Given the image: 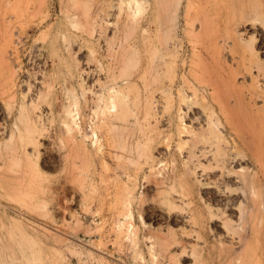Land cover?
Here are the masks:
<instances>
[{"label": "rangeland", "instance_id": "rangeland-1", "mask_svg": "<svg viewBox=\"0 0 264 264\" xmlns=\"http://www.w3.org/2000/svg\"><path fill=\"white\" fill-rule=\"evenodd\" d=\"M0 71V264H264V0H0Z\"/></svg>", "mask_w": 264, "mask_h": 264}, {"label": "bare ground", "instance_id": "bare-ground-1", "mask_svg": "<svg viewBox=\"0 0 264 264\" xmlns=\"http://www.w3.org/2000/svg\"><path fill=\"white\" fill-rule=\"evenodd\" d=\"M4 61V60H3ZM2 68H4V67H2ZM6 69V68H5ZM2 70V69H1ZM1 72V71H0ZM3 72V71H2ZM1 74V73H0ZM0 88L2 87V89H0L1 91V93L4 95V94H8V95H11L13 92H14V85H15V82H14V77H13V75L12 74H10L9 72L8 73H5V74H3V77H2V79L0 80ZM50 85V84H49ZM113 93H114V91H113ZM112 93V95H110L111 93H109V95H110V97H108L109 99L108 100H106L107 101V106H106V108H108V110H111V109H118L119 107H121V105H122V109H123V104H124V107H125V105L127 104V103H124L126 100L125 99H123V97H122V93L121 94H113ZM117 93V92H116ZM182 93V92H181ZM190 93V92H189ZM1 96V95H0ZM183 96L185 97L186 95H184L183 94ZM125 97V96H124ZM99 98V97H98ZM101 98V97H100ZM182 98V97H181ZM188 98H186V100H187ZM101 101L103 100V99H100ZM124 100V102L122 103V101ZM185 99L182 101V103H185L184 101H186ZM106 101H105V103H106ZM119 102L120 103V101H121V103H120V106H118L117 105V103L116 102ZM187 102V101H186ZM181 103V104H182ZM186 104V103H185ZM117 105V106H116ZM127 107V106H126ZM125 107V108H126ZM180 107V106H179ZM182 107V106H181ZM120 108V109H121ZM127 109V108H126ZM107 110V109H106ZM107 110V112H109V113H111V112H113V111H108ZM115 110H114V112H115ZM75 111L74 110H72V109H70V108H67V109H65V111H64V118L61 120L62 122V124H63V127L65 128V132L66 133H68V134H71V133H73V131H74V129H75V125H76V119H75V117H76V114L74 113ZM105 113V112H104ZM103 112H102V114H104ZM116 114V113H115ZM118 114H120V113H117V115ZM124 115H126V113H124ZM116 115H114L113 117H112V119L115 117ZM119 116H117L116 118H118ZM215 117V116H214ZM213 117V118H214ZM116 118H114V120H120V119H116ZM210 118L211 117H208V124H206V131H208V135H209V137L210 138H217V133H216V130H215V128H214V126H213V121H211L210 120ZM115 122V121H114ZM180 124H183V122L181 121V123ZM15 126V125H14ZM62 127V128H63ZM179 127V132H180V128H182V126L180 127V126H178ZM184 127V126H183ZM17 128V127H16ZM30 129V128H29ZM26 130L25 131V134H26V132H27V139L29 138V140L28 141H30L31 142V136H32V130H34V129H30V130ZM76 129H77V127H76ZM202 129V128H201ZM204 129V128H203ZM16 131V130H15ZM35 131V130H34ZM33 131V132H34ZM204 130H202L201 132H203ZM36 132V131H35ZM205 132V131H204ZM21 133V132H20ZM186 134V133H191L193 136L195 135L194 134V132L193 131H190L189 129H188V127H184L183 128V130H181V133H180V135H183V134ZM4 134V133H3ZM12 134V133H11ZM22 134V133H21ZM33 134H35V133H33ZM196 134H197V132H196ZM206 134V135H207ZM13 135V134H12ZM24 135V134H23ZM67 135V134H66ZM207 135V136H208ZM191 136V135H190ZM195 139V138H194ZM208 139V138H207ZM35 140V139H34ZM204 140V139H203ZM204 142H206L207 143V141H204ZM26 143H28V142H26ZM183 144H184V142H183ZM226 145V144H225ZM180 147H181V145H179ZM183 146V145H182ZM210 147H211V145H210ZM182 148V147H181ZM195 148V147H194ZM180 149V148H179ZM193 150V149H192ZM203 150V149H202ZM206 153V152H205ZM209 153V152H208ZM210 154V153H209ZM208 154V155H209ZM212 155V154H211ZM189 156H191V155H189ZM202 156H206V155H202ZM222 156V155H221ZM221 158V157H220ZM219 158V159H220ZM221 160V159H220ZM219 161V160H218ZM222 161V160H221ZM224 161V160H223Z\"/></svg>", "mask_w": 264, "mask_h": 264}]
</instances>
